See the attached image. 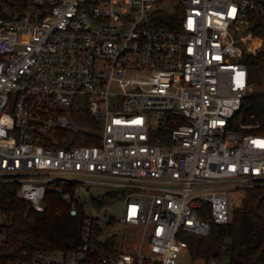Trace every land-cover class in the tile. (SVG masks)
Listing matches in <instances>:
<instances>
[{
    "label": "built area",
    "instance_id": "1",
    "mask_svg": "<svg viewBox=\"0 0 264 264\" xmlns=\"http://www.w3.org/2000/svg\"><path fill=\"white\" fill-rule=\"evenodd\" d=\"M263 41L264 0H0V180L37 209L50 180L107 183L140 226L107 246L85 215L76 242L5 264H181L182 234L264 179V113L244 119L264 71L243 57ZM73 104L95 142H68Z\"/></svg>",
    "mask_w": 264,
    "mask_h": 264
},
{
    "label": "trees",
    "instance_id": "2",
    "mask_svg": "<svg viewBox=\"0 0 264 264\" xmlns=\"http://www.w3.org/2000/svg\"><path fill=\"white\" fill-rule=\"evenodd\" d=\"M164 17H167L166 12L162 13V22L166 20ZM261 44L253 51L245 52L243 56L248 65L259 73L264 71V41ZM257 80L259 78L255 79ZM245 102L244 119H249L247 113L251 110L256 117L263 115V93L253 92ZM71 113L79 128L67 130L66 133L70 136L68 142H95L97 138L92 135L95 121L88 109L73 104ZM75 184V181L67 179L48 181L42 200L43 208L37 209L16 194L15 180H0V264H5L23 250L65 248L78 240L85 214L76 203L75 213L70 212ZM58 185L68 190L70 199L61 195L56 188ZM235 190L243 193L239 203L232 208L229 197L228 221L221 223L209 218L208 234H182L187 241L185 249L192 259L202 258L205 264H210V258L220 261L226 257L227 264H264V179L236 187ZM115 191L109 190L106 194L112 195ZM91 200L101 206L109 199L105 194H97L92 195ZM204 215L209 217L207 213ZM91 225L93 234L99 233L100 227L94 217L91 218ZM115 237V234H110L103 243L109 246L115 241Z\"/></svg>",
    "mask_w": 264,
    "mask_h": 264
},
{
    "label": "rangeland",
    "instance_id": "3",
    "mask_svg": "<svg viewBox=\"0 0 264 264\" xmlns=\"http://www.w3.org/2000/svg\"><path fill=\"white\" fill-rule=\"evenodd\" d=\"M249 70L250 77L252 79L255 80L260 78L261 73L256 72L252 66H249ZM75 187H79L78 183L75 184ZM75 187V203L82 208L85 215L95 218L98 226L100 227V231L97 233L99 238L104 239L106 236L113 233H123V235L129 239L131 237L133 238V236H135L140 230L139 225L123 223L122 221L124 201L122 191L116 190L112 195H109L106 194V192L114 190L109 184L93 183L90 181H81V186L76 190ZM242 193L243 191L241 190L233 189L230 191L229 197L231 208L239 203ZM97 194H105V197L109 200L104 201L103 204L99 206L91 200L92 195ZM1 218L2 215L0 213V220ZM179 261L181 264H205L202 258L192 259L188 255L186 249L182 250L181 255L179 256ZM208 261H211V258ZM206 264H208V262ZM211 264H227V259L226 257H223L220 261H215Z\"/></svg>",
    "mask_w": 264,
    "mask_h": 264
}]
</instances>
